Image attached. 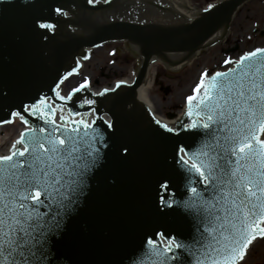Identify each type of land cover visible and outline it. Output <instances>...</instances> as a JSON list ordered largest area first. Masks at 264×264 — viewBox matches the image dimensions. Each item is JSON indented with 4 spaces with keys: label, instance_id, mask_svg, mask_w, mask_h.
Masks as SVG:
<instances>
[{
    "label": "snow or ice",
    "instance_id": "6c2138e0",
    "mask_svg": "<svg viewBox=\"0 0 264 264\" xmlns=\"http://www.w3.org/2000/svg\"><path fill=\"white\" fill-rule=\"evenodd\" d=\"M20 3L26 10L37 7L29 0ZM84 3L108 4L110 0ZM66 7L62 0H40L39 12L31 16L30 31L48 41L49 33L59 34L62 24L72 33L78 31L72 23L80 28L88 26L62 19L69 17ZM216 7L208 4L204 11L210 14L209 10ZM4 32L0 24V50ZM224 64L234 66L201 73L193 94L185 98L186 111L182 115L187 120L179 119L175 126L154 121L165 133L179 136L183 131L199 137L195 150L183 144L175 147L171 173H162L156 180L152 206L157 216L190 218L194 234L189 242H182L178 236L155 233L166 240L162 247L148 238L147 245L156 247L146 251L141 245L140 255L160 257L154 264H240L250 244L258 236L264 237V139H260L264 132V47L246 51L236 59H225ZM76 71L72 67L67 75ZM29 73L24 50L19 51L11 69L0 64V106L6 103L9 109L8 118L0 119V124L19 118L29 125L26 114L40 122L25 127L8 152L0 154V264H76L68 250L73 239L68 222L89 204L93 181H101L99 174L109 156L127 166L134 149L118 135L117 122L107 112L101 115L91 107L96 99L82 100L90 106L88 113L68 109V117L63 115V105H55L56 100L71 101L74 94L87 89V77L67 95L58 90L66 79L61 76L49 88L51 97L38 93L25 97L27 103L24 99L16 103L14 89ZM122 83L90 96L107 98L106 94L115 92ZM57 111L61 112L59 121ZM103 180L116 183L108 176ZM181 186L184 196L177 199L178 192L173 188ZM161 189L164 196L160 195ZM118 264H125L124 257ZM128 264L143 261L131 258Z\"/></svg>",
    "mask_w": 264,
    "mask_h": 264
},
{
    "label": "water",
    "instance_id": "95a60500",
    "mask_svg": "<svg viewBox=\"0 0 264 264\" xmlns=\"http://www.w3.org/2000/svg\"><path fill=\"white\" fill-rule=\"evenodd\" d=\"M245 1L247 0H219L214 3L217 5L216 9L209 10L210 14L206 13L205 9L198 14L200 10L194 11L180 0H161L173 12L175 11L174 17L171 16L172 12L170 15H163L146 8L136 12L134 20L152 23H139L112 15L110 9L114 8L116 0L96 5H86L84 0H62L67 5L65 10L69 11V17L62 19L70 23L78 20L88 26L80 28L79 24L72 23V28L78 29L76 33H72L71 29L66 31L67 26L62 24L59 34L49 33L48 41L30 31L31 16L39 12L40 0H29V3L34 2L37 6L32 10L21 7L20 0H12V3H7L6 0L0 2V24L5 28L0 64H5L11 69L18 61L19 51L24 50L30 67L27 78L19 82L14 89L16 103L21 99L27 103L29 101L25 97L38 93H47L51 97L49 88L53 87V81L61 76L68 79L70 77L67 75L68 71L72 67L78 70L80 61L84 60L83 57L89 56V50L103 43L125 40L133 46L136 45L141 55L139 63L136 62L139 64L136 71L132 70L131 76L135 75L132 81L130 83L124 81L115 92L107 93V98L91 97L90 94L94 91L87 88L74 94L71 101H55L57 108L64 106L63 115L68 117L70 115L68 109L88 113L90 106L83 104L82 100L96 99V105L91 107H95L101 115L107 112L108 116L117 122L118 135L130 142L134 149L133 158L127 166L118 164L111 155L109 156L106 168L99 174L101 181L99 183L93 181L94 190L89 204L83 208L79 216L68 222V232L73 236L68 250L76 264H118L120 257H124L125 264H128L131 258H139L143 264H154L160 257L141 256L140 249L141 245H144L146 251L155 249L156 246L147 245L148 238L155 239L161 247L166 243L163 237L155 233L163 232L178 236L182 242L190 241L194 234L190 218H181L175 214L157 216L153 213L152 206L156 180L162 173H171L169 165L172 163L175 147L183 144L195 150L199 137L185 134L183 131L179 136H174L159 128L154 123L155 120H159L161 124L166 123L156 118L151 108L139 99L140 85L154 58L159 57L160 61L162 59L170 65H178L198 54L212 42L220 41L221 36L229 29L233 14ZM197 14L198 16L192 19ZM188 19L192 20L187 21ZM197 20L199 23L195 22ZM155 22L175 25L165 26ZM263 34L264 29L260 32V35ZM124 43L127 52L137 55L135 47ZM237 47L238 44H235L232 48L226 49L225 53L233 52ZM214 72L216 71L212 73ZM184 106L180 116L172 112L168 114V118L175 117L170 126H175L179 119H188L182 115L186 111V103ZM8 110L6 103L0 106V119L8 118L6 115ZM60 115L61 112L57 111L58 121ZM84 118L90 120L91 116ZM26 119L29 120L26 127L32 123H40L35 117L27 114ZM97 124L103 127L100 121H97ZM2 125L5 124H0ZM260 139H263L261 134ZM105 176L114 178L116 183L108 184L103 180ZM173 191L178 192L177 199L183 198L182 186L179 189L174 187ZM160 195H165L163 189L160 190ZM258 237L253 242L263 239Z\"/></svg>",
    "mask_w": 264,
    "mask_h": 264
},
{
    "label": "rangeland",
    "instance_id": "374dc122",
    "mask_svg": "<svg viewBox=\"0 0 264 264\" xmlns=\"http://www.w3.org/2000/svg\"><path fill=\"white\" fill-rule=\"evenodd\" d=\"M213 1L218 0H187L188 4L197 10ZM233 16L224 40L202 49L188 65L173 71L159 61L152 63L148 74L150 81L148 97L156 114L166 118L168 112L179 113L186 101L185 98L191 95L202 72L208 70L211 74L214 70H223L230 66L224 64L225 59H236L246 51L264 46V34L259 35V31L264 29V0H248ZM255 28L258 30L253 32ZM236 43L238 44L236 51L224 53L225 48H231ZM137 61V55L127 52L124 42L103 44L90 50L89 58L83 61L80 73L71 76L65 82L64 88L77 85L85 77L88 78L89 84L95 80L103 84L114 79L132 78V70L137 68ZM20 126L21 124L15 121L2 127L0 145L2 149L14 140ZM262 135L264 138V132ZM240 264H264V237L250 244Z\"/></svg>",
    "mask_w": 264,
    "mask_h": 264
},
{
    "label": "bare ground",
    "instance_id": "6f19581e",
    "mask_svg": "<svg viewBox=\"0 0 264 264\" xmlns=\"http://www.w3.org/2000/svg\"><path fill=\"white\" fill-rule=\"evenodd\" d=\"M183 4H185L186 6L192 8L194 11H198L197 9L191 7L187 0H180ZM218 42V41H217ZM197 54H195L194 56H196ZM194 58V57H193ZM192 59V58H191ZM190 59V60H191ZM189 60V61H190ZM156 61H160V58H156V60H154V62ZM189 61H182L180 63H178V65H170L168 66L169 69L173 70V71H177L179 70L181 67L185 66V65H188L190 62ZM141 89H140V92H139V99L141 101H143L145 104H148V106L150 108H152V110H154V108L152 107V102H151V99L150 97H148V88L150 87V81L149 79L147 78L146 81H144L141 85ZM158 117H160L162 120L166 121L167 123H172L175 119H167V118H163L160 114H157Z\"/></svg>",
    "mask_w": 264,
    "mask_h": 264
},
{
    "label": "flooded vegetation",
    "instance_id": "af4514ba",
    "mask_svg": "<svg viewBox=\"0 0 264 264\" xmlns=\"http://www.w3.org/2000/svg\"><path fill=\"white\" fill-rule=\"evenodd\" d=\"M128 2H129V0H126V3H128ZM134 2L139 7V8H136L134 10H137V9L143 10V9L148 8V9H152V11L157 10V11L165 12V9L167 8L166 5L163 6L161 3L156 2L155 0H134ZM146 4L148 6H145Z\"/></svg>",
    "mask_w": 264,
    "mask_h": 264
}]
</instances>
